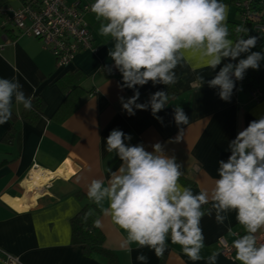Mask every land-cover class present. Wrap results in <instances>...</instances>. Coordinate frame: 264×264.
Wrapping results in <instances>:
<instances>
[{
  "label": "crops",
  "instance_id": "1",
  "mask_svg": "<svg viewBox=\"0 0 264 264\" xmlns=\"http://www.w3.org/2000/svg\"><path fill=\"white\" fill-rule=\"evenodd\" d=\"M23 1L0 0V8L19 10ZM255 1L264 11V0ZM223 2L229 6L228 23L235 39L234 29L241 20L233 0ZM84 22L97 52L80 53L66 69H59L54 57L36 39L0 29V78L15 77L25 94L33 97L31 110L14 105L12 119L0 125V264H4L3 252L17 258L19 264H109V257L88 256L83 246L72 242L71 222L84 205L93 204L87 197L90 182L109 178L108 170L115 171L121 164L114 153L106 151L111 130L119 128L131 134V143L143 142L148 150L156 142L163 143L169 154L174 153L183 162L185 174L181 183L198 192L200 188L211 190L218 178V161L227 160L228 143L246 127L247 116L258 119L264 115V100L255 103L243 90L235 91L231 101L225 102L219 98L218 90L207 84L202 86L198 76L208 80L215 73L203 67L198 57H189L187 63L177 67L179 79L175 85L149 83L139 89L138 103L147 102L150 94L158 90L168 92L169 106L158 114L163 117V124L154 118L150 108L128 115L120 97L130 98L134 91H121L118 84L122 76L115 69L112 73L105 69L114 63L108 55L113 43L98 34L99 22L91 11ZM92 93L95 94L90 97ZM175 106H183L190 119L178 143ZM68 161L78 167L71 180L50 184V195L27 197L25 184L32 170L55 173ZM78 193L87 198L86 202L77 199ZM94 207L103 222V228H99L103 248L116 264H141L137 260L140 252L147 255V264H206L207 257L215 251L221 253L218 264H239L234 250L227 258L220 247L221 241L232 246V241L243 234L235 213L229 214L223 225L217 224L214 212L211 217L205 215V259L193 262L183 254L181 246L170 241L163 258L148 248L138 249L135 244L124 247L126 233ZM205 207L210 208L211 204ZM259 235L264 238V232Z\"/></svg>",
  "mask_w": 264,
  "mask_h": 264
},
{
  "label": "clouds",
  "instance_id": "2",
  "mask_svg": "<svg viewBox=\"0 0 264 264\" xmlns=\"http://www.w3.org/2000/svg\"><path fill=\"white\" fill-rule=\"evenodd\" d=\"M90 9L99 22L98 34L113 43L108 55L114 63L105 69L121 74V91H134L130 98L120 97L130 116L150 108L163 124L158 114L169 106L168 92L158 90L147 102L138 103L139 89L149 83L175 85L176 69L189 57H198L203 67L215 73L211 79L203 75L198 79L202 86L218 90L225 102L243 90L237 89V82L245 79L248 70H259L264 62V48L253 51L264 37L249 35L248 28L237 26L233 39L229 6L223 0H94ZM32 100L18 79L0 78V125L12 119L14 105L31 110ZM173 119L179 129L178 143L190 119L183 106H175ZM132 139L119 128L110 131L106 151L114 153L121 164L115 171L108 170L109 178L93 179L87 187L88 199L126 233L124 247L135 244L163 258L170 241L181 246L189 260L198 262L205 259V215L211 217L214 212L217 224L223 225L235 213L243 228V234L232 241L235 260L264 264V242L259 235L264 232V115L229 141L230 155L218 161V178L211 190L194 192L182 184L183 162L169 154L163 143L156 142L148 150L143 142L131 143ZM94 227L103 228L100 218ZM220 254L213 252L206 264H218ZM137 260L147 264L148 257L140 252Z\"/></svg>",
  "mask_w": 264,
  "mask_h": 264
},
{
  "label": "built area",
  "instance_id": "3",
  "mask_svg": "<svg viewBox=\"0 0 264 264\" xmlns=\"http://www.w3.org/2000/svg\"><path fill=\"white\" fill-rule=\"evenodd\" d=\"M93 2L94 0H24L19 10L3 6L0 8V29L14 30L22 37L36 39L54 57L57 67L66 69L80 53L97 52L93 35L84 22V17L91 11L90 6ZM233 6L240 17V24L260 21L253 13L255 0H233ZM263 21L256 26L262 36ZM250 97L255 103L264 100V95L259 91L251 93ZM57 180L62 178H55L50 184ZM28 181L32 182L30 175ZM260 240L264 242V238ZM220 247L222 255L227 258L234 250L225 241L220 242ZM2 256L4 264H19L18 259L9 254L3 252Z\"/></svg>",
  "mask_w": 264,
  "mask_h": 264
},
{
  "label": "trees",
  "instance_id": "4",
  "mask_svg": "<svg viewBox=\"0 0 264 264\" xmlns=\"http://www.w3.org/2000/svg\"><path fill=\"white\" fill-rule=\"evenodd\" d=\"M253 13L255 16L260 18L259 22L249 21L247 23L239 24L237 26H244L250 30L249 35L253 36H262L258 33L256 26L260 24L264 20V11L261 7L255 6L253 8ZM264 22V21H263ZM236 37L237 33L234 32ZM239 35L246 36L245 33H240ZM264 37V36H262ZM264 48V38L260 39L259 45L257 48L253 49V51H260ZM118 76L121 74L118 72ZM242 87L243 91L247 94H251L253 92L259 91L264 95V62L261 63V67L259 70H248L246 73L245 79L242 82H237ZM173 90H171L172 92ZM95 93L90 94L92 97ZM37 104V109L40 110V105H38V100L35 101ZM38 116H35L34 120H37ZM251 117L247 116L246 126L250 121H252ZM77 199L81 202H86L87 198L82 194L78 193ZM99 218V212L94 207L93 204H86L83 206L80 214L75 217L71 222L72 227V242L76 245L83 246L85 249V253L88 256L92 255H101L105 257H109V264H116L113 256L106 252L103 248V234L99 230V228L94 227V221Z\"/></svg>",
  "mask_w": 264,
  "mask_h": 264
},
{
  "label": "bare ground",
  "instance_id": "5",
  "mask_svg": "<svg viewBox=\"0 0 264 264\" xmlns=\"http://www.w3.org/2000/svg\"><path fill=\"white\" fill-rule=\"evenodd\" d=\"M77 170L78 167L72 161H68L56 173L43 172L41 170L32 171L30 174L32 182L28 181L25 184L27 197L37 199L52 194L53 191L49 188L50 181L58 177L62 178V180L69 181L73 178Z\"/></svg>",
  "mask_w": 264,
  "mask_h": 264
}]
</instances>
